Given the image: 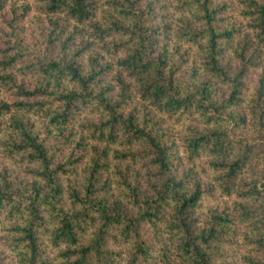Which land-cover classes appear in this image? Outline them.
I'll list each match as a JSON object with an SVG mask.
<instances>
[{
	"label": "trees",
	"instance_id": "trees-1",
	"mask_svg": "<svg viewBox=\"0 0 264 264\" xmlns=\"http://www.w3.org/2000/svg\"><path fill=\"white\" fill-rule=\"evenodd\" d=\"M0 264H264V0H0Z\"/></svg>",
	"mask_w": 264,
	"mask_h": 264
},
{
	"label": "rangeland",
	"instance_id": "rangeland-1",
	"mask_svg": "<svg viewBox=\"0 0 264 264\" xmlns=\"http://www.w3.org/2000/svg\"><path fill=\"white\" fill-rule=\"evenodd\" d=\"M35 15L34 13H31V15L29 16V18H26V20L24 21V25H25V31H26V35L28 37L30 36V32H32L33 26H31V18H33L32 16ZM31 27V29H30ZM30 29V31H29ZM29 31V32H28Z\"/></svg>",
	"mask_w": 264,
	"mask_h": 264
}]
</instances>
